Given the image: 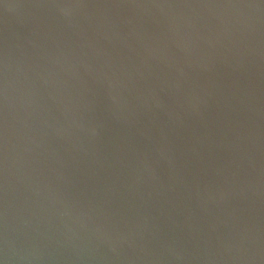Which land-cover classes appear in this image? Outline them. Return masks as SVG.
Returning <instances> with one entry per match:
<instances>
[{
    "label": "water",
    "instance_id": "water-1",
    "mask_svg": "<svg viewBox=\"0 0 264 264\" xmlns=\"http://www.w3.org/2000/svg\"><path fill=\"white\" fill-rule=\"evenodd\" d=\"M0 264H264V0H0Z\"/></svg>",
    "mask_w": 264,
    "mask_h": 264
}]
</instances>
